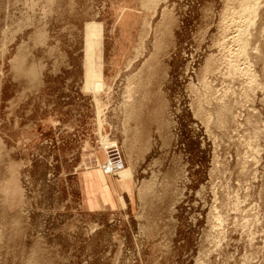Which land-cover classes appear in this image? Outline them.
<instances>
[{
    "label": "rangeland",
    "instance_id": "374dc122",
    "mask_svg": "<svg viewBox=\"0 0 264 264\" xmlns=\"http://www.w3.org/2000/svg\"><path fill=\"white\" fill-rule=\"evenodd\" d=\"M0 264H264V0H0Z\"/></svg>",
    "mask_w": 264,
    "mask_h": 264
},
{
    "label": "built area",
    "instance_id": "2783aa9c",
    "mask_svg": "<svg viewBox=\"0 0 264 264\" xmlns=\"http://www.w3.org/2000/svg\"><path fill=\"white\" fill-rule=\"evenodd\" d=\"M106 161L102 165L105 175H118L126 169V161L118 144L110 143L105 147Z\"/></svg>",
    "mask_w": 264,
    "mask_h": 264
},
{
    "label": "crops",
    "instance_id": "0c3cea01",
    "mask_svg": "<svg viewBox=\"0 0 264 264\" xmlns=\"http://www.w3.org/2000/svg\"><path fill=\"white\" fill-rule=\"evenodd\" d=\"M103 74H104V72H103ZM103 78H104V81H105V83H106V77H105V74H104V77H103ZM106 86H107V84H106ZM103 158H104V157H100V159H101L102 161L100 160L99 163H101V164L103 163V161H104ZM103 164H104V163H103ZM94 172H95V173H93V175H95V177L98 176V175H99L100 177H104V178H105V177H110V176H112V175H105L103 172H102V174H101V173H98V171H94ZM106 179H107V178L104 179V182H105ZM101 183H102V181H101ZM106 184H107V181H106Z\"/></svg>",
    "mask_w": 264,
    "mask_h": 264
},
{
    "label": "bare ground",
    "instance_id": "6f19581e",
    "mask_svg": "<svg viewBox=\"0 0 264 264\" xmlns=\"http://www.w3.org/2000/svg\"><path fill=\"white\" fill-rule=\"evenodd\" d=\"M146 1H151V0H146ZM152 1H153V0H152ZM145 5H146V4H145ZM148 5H149V4H148ZM155 5H156V4H155ZM250 8L252 9V7H250ZM251 9H250V10H251ZM246 11H248V10H246ZM108 145H109V144H108ZM124 171H125V170H124Z\"/></svg>",
    "mask_w": 264,
    "mask_h": 264
}]
</instances>
